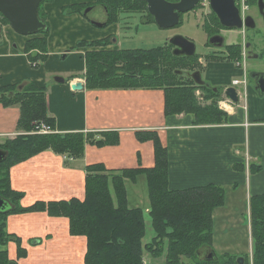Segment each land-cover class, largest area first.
Returning a JSON list of instances; mask_svg holds the SVG:
<instances>
[{
    "label": "crops",
    "instance_id": "obj_1",
    "mask_svg": "<svg viewBox=\"0 0 264 264\" xmlns=\"http://www.w3.org/2000/svg\"><path fill=\"white\" fill-rule=\"evenodd\" d=\"M95 2L52 0L44 5L50 26L48 57L38 68L30 64L24 52L32 36L17 34L10 25L0 26V89L19 86L21 90V86L23 89L31 83L46 88L47 112L55 120L56 133L92 134L102 142L86 143L81 158L47 150L13 166L10 169L11 188L23 195L21 207L28 208L38 202L84 200L89 166L102 165L107 172L119 175L126 170L152 169L155 150L147 134L154 133L167 150L171 191L208 185L225 190L224 206L213 213L212 250L206 251H213L217 258H243L245 264L249 261L250 227L247 223L241 225L237 216L250 211L252 197L264 195V123L249 125L251 110L236 113L235 122L229 118L226 124L197 126L193 114L166 115L164 90L142 87L87 89L81 78L86 73L85 53L89 50L81 47L68 51L81 42L109 38L116 46L117 39L112 37L119 35L120 25L93 30L85 16L69 15L63 9L85 5L94 10ZM64 53L67 54L66 62H58L57 58ZM218 67L219 63L214 64L210 79L223 83L230 80V77L226 79L227 71ZM54 78H63L64 82L57 83ZM77 83H81L83 89L73 91L71 86ZM258 115L255 111L252 117L258 120L264 117V111ZM20 116L18 105L0 103V150L8 140L23 134L18 129ZM251 165L259 169L251 172ZM125 184L128 207L142 209L149 219L146 178L127 179ZM148 224L152 229L151 223ZM6 233L19 240V244L11 241L3 248L15 264H84L87 240L71 235L66 217H53L47 212L11 215L7 218ZM154 236L153 231L152 239ZM18 245L25 250V256H19ZM145 256L144 264H149ZM201 256L206 257L205 254Z\"/></svg>",
    "mask_w": 264,
    "mask_h": 264
},
{
    "label": "trees",
    "instance_id": "obj_2",
    "mask_svg": "<svg viewBox=\"0 0 264 264\" xmlns=\"http://www.w3.org/2000/svg\"><path fill=\"white\" fill-rule=\"evenodd\" d=\"M52 0H43L38 14L46 27L25 44L24 52L34 68L40 67L48 57V37L50 26L43 6ZM173 2L170 0H166ZM178 1V0H177ZM106 11L104 26L119 23L121 18L132 14H146V23H155L147 11L144 0H96ZM95 4L93 6H95ZM88 6L74 5L63 9L66 14H82ZM2 25L9 22L0 14ZM108 39L95 42H81L78 48H97L108 46ZM74 50H70L71 52ZM168 52L163 46L149 50H107L86 53V88L113 89L135 88L161 89L165 91L166 115L193 114L195 125H222L227 121L223 112L214 105L200 106L194 97L195 89H204L207 94L218 95L204 86L187 88L169 86L170 80L178 79L180 74L171 75L161 62ZM173 59H186L176 57ZM196 56V55H195ZM193 56L192 58H194ZM189 79V78H187ZM191 80V79H189ZM46 88L27 84L0 89V103L4 106L18 105L21 110L18 129L23 132L13 140H8L2 150L7 152L0 163V197L7 202L0 209V264H14L3 249L17 238L6 233L7 218L28 212H47L53 217H66L70 233L85 237L87 252L84 264H144L145 253L153 258L166 254V264H237L236 258H217L206 261L202 251L212 250L213 213L224 206L226 192L215 185L195 187L181 191H171L168 187V156L156 134H147L153 140L155 166L152 169L123 171L121 175L112 174L102 165L87 167L84 200L71 199L60 202H38L28 208L20 205L21 193L11 188L10 169L44 151L71 158H81L86 143L101 144L92 134L55 132V120L47 112ZM225 118V119H224ZM40 123L48 125L54 133L35 134ZM258 167L250 166L254 172ZM135 174H145L150 199L149 220L154 238L143 245L146 234V216L140 208H129L124 183ZM110 185L115 190L117 205L110 194ZM251 236L255 250L252 264H264V195L250 199ZM167 242L165 247L164 243ZM19 244V243H18ZM19 256L26 252L20 245ZM209 253L206 251L205 256ZM245 264H249L247 260Z\"/></svg>",
    "mask_w": 264,
    "mask_h": 264
},
{
    "label": "rangeland",
    "instance_id": "obj_3",
    "mask_svg": "<svg viewBox=\"0 0 264 264\" xmlns=\"http://www.w3.org/2000/svg\"><path fill=\"white\" fill-rule=\"evenodd\" d=\"M170 1H173L171 3L177 2V0H170ZM250 1H251V4H245V5L242 1L241 3L242 12L249 13V15H253L256 17L257 16L256 8L255 7L250 8V6H253V4L255 3V0H250ZM95 6H96L95 9L91 11H90L91 8L87 7V9L83 11L82 15L83 17L85 16V18L88 19L87 21L90 24V26L93 28V30L94 29H97L99 31L105 30L101 28H96V26H94V23L101 24L102 23L101 21L106 22L105 20L107 19L106 16H103L104 15L103 13H106L104 8L96 4ZM43 9H44V6H43ZM88 9H89V12H87V14L85 15ZM209 14H210V10H209L207 0H201L197 8L194 9L193 13L183 16L182 25H179L171 29H162L158 27L156 23H146V20L144 19V17L146 16L145 13L123 16V18H121L122 20L118 23V25H120L119 35L112 37V38L117 39V44H115L116 46L112 45L111 43L112 40L111 38H109L108 46L103 47L104 48L103 51H107V49L112 50V51L118 50V49L149 50L155 47L163 46L167 50L168 54L166 56V59L163 62H161L162 67L165 68L166 71H168L171 75L174 73L175 70L176 72H179V73L182 72L180 73L181 77H179L178 79L174 78L173 80H170L171 84L169 86L175 85L178 87L184 86L187 88H191V87L193 88L194 86V89H195L197 84L193 80L192 74L199 72L201 74V79L205 82V84L201 86L205 87L207 84L210 87V84L206 82V80H208L212 83L211 86H215V87L217 86L218 90L220 91L219 93H217L218 95L214 99L213 94H207L204 91V89H195L193 94H194V97L198 101L197 103L200 106H208L211 104V105H214L215 108L217 107L221 112L225 114L227 118V121L224 122V124L229 122V118L232 119V122H235L233 117L235 116L236 113L242 114L243 112L247 113L248 111L250 112L251 110H252L251 117L248 119L250 121L249 125L253 122H263L264 123V117L262 118L258 117V120L252 117L255 111L258 112V114L260 115L264 111V96H260L257 93V91L255 90V84L250 78V74L255 73V72L257 73L260 72L259 74L264 75V53H263L264 52V24L262 23L261 20H258L257 21L258 29L256 31H253V32L249 31L245 34L244 33L241 34L243 38L246 37L247 42H251L254 44L253 54L257 55V54L263 53L261 61L255 58L251 59L249 58L248 54L246 56L244 53L242 56L243 58L241 60L237 59L233 61V63L231 62L229 63L224 59H221V58L218 59V58H214V56L207 55L209 52H211L210 54L222 53V51L218 52L214 50L205 49L207 46L206 41L208 39V35H210L209 33H213L211 32L212 29H210V27L208 28L210 23L206 19L207 17H209ZM116 24L117 23L111 24V25H116ZM204 24L208 25V26H205L208 34L204 33L202 29V26H204ZM1 25H2V22L0 18V26ZM224 35L226 39V44H229L235 41L234 33H224ZM40 36L41 35L37 37L36 35H34L31 38H36V37L39 38ZM177 36L183 37L195 44L197 55L194 58H186L182 60L181 59L177 60V59L172 58L171 54H173L174 47L170 44V40ZM243 38H242V41H243ZM74 47H73L74 49L73 48L71 49L73 50L79 49L78 47H76V44L74 45ZM97 48L95 47L94 48L92 47V49L87 48L89 50L87 52L99 51V50H96ZM86 53H85V58H86ZM61 56L62 55H60L57 58L58 62L65 63L67 59L62 60ZM217 63H219L220 65V67L218 68H222L223 71L224 70L227 71L226 73H228V75L227 77L226 76L225 77L226 79L230 77V80L228 79L227 81L223 83V82H216L214 79L213 80L210 79L212 78L211 76L214 74L213 72L214 64L217 65ZM67 64H69V61H67ZM230 69H235V70L228 71ZM85 76H86V73H85ZM85 76L81 79L83 80L86 86ZM235 81L241 82L240 86H238L239 98H240V102L238 104H233L232 102H230L229 98L223 95V91L225 89L224 87L232 86ZM207 90L211 91V89H207ZM249 116L250 114L248 115V117ZM246 156L248 158V154H246ZM135 175L136 176H132L129 179H133L134 181L136 180L138 176H144L146 178L145 174H135ZM146 186H147V191H148L147 181H146ZM124 187L126 190L127 188H126L125 183H124ZM110 194H111L114 204L117 205V197L115 195V190L112 185H110ZM237 217H239L241 225H245V223H247L248 227H250L248 230L249 231L248 237L250 238V242L247 248L249 251V253H247V257L249 258V261L252 264L253 254L255 250V243H254L255 241L253 237L251 236L252 216H251L250 211H247L246 213H243ZM148 223H151V221L146 218L147 229H146L145 237L143 239V244L149 243V241H151L152 236H153V231L150 228ZM164 245L166 247L167 243L165 242ZM205 251L206 249L202 251V254H205ZM165 256H166L165 253L161 257H158V258H153L151 255H149L148 257L145 256V260L147 261L150 260L149 264H166Z\"/></svg>",
    "mask_w": 264,
    "mask_h": 264
},
{
    "label": "water",
    "instance_id": "obj_4",
    "mask_svg": "<svg viewBox=\"0 0 264 264\" xmlns=\"http://www.w3.org/2000/svg\"><path fill=\"white\" fill-rule=\"evenodd\" d=\"M42 1L43 0H0V14L9 22L10 27L15 33L25 37L34 36L46 27L38 14L39 6ZM144 1L147 5L148 13L153 17L156 25L162 29H171L178 25L179 15L193 10L200 0H180L176 3H171L166 0ZM210 8L216 14L221 25L226 28H241L243 25L251 29L254 28V25L251 22L253 19L251 17H248L243 24L234 0H210ZM87 12H89V9L86 11L85 15ZM94 26L101 28L103 24L94 23ZM214 41L220 40L218 37H215L210 40V43H213ZM170 44L174 47L173 55L176 57H193L196 54L195 44L183 37H174L170 40ZM61 57L62 60H64L66 59L67 54L64 53ZM192 78L197 85L205 84L201 79V74L199 72L192 74ZM55 81L57 83H63L64 79L55 78ZM71 87L73 91L83 89L81 83L73 84ZM20 89H22V86ZM255 90L260 96H264L263 74L257 76ZM225 94L233 104H238L240 102L239 95L234 87L227 88ZM6 156L7 152L0 150V163L6 158ZM6 206L7 202L0 197V209H4ZM216 259L217 256L213 251L205 257L206 261ZM237 264H244L243 258H239Z\"/></svg>",
    "mask_w": 264,
    "mask_h": 264
},
{
    "label": "flooded vegetation",
    "instance_id": "obj_5",
    "mask_svg": "<svg viewBox=\"0 0 264 264\" xmlns=\"http://www.w3.org/2000/svg\"><path fill=\"white\" fill-rule=\"evenodd\" d=\"M179 1L180 0H178L177 2H179ZM200 1H199V3H200ZM242 1H243L244 5L245 4H251V1L250 0H234V3H235L236 8L239 10V15L241 17L243 24L248 17H251L253 19V21H251L252 24L254 25L253 29L248 28L245 25H243V27H241V28H237V27L236 28H226V27L222 26L219 19L216 16V14L210 8V0H207L209 10H210V14H209V17H207L206 19L208 20L210 25L208 26L207 24H204V26H202V29H203L204 33L208 34V32L206 31V28H205V26H208V28L210 27V29H212L211 32H213V33H209L210 35H208V39L206 41L207 46L205 49L214 50V51H218V52L222 51V53H212V54H210L211 52H209L207 55L214 56V58H218V59L221 58V59L226 60L229 63L230 62L233 63V61H235L237 59L241 60L243 58L242 57L243 54L245 53L246 56L248 54L249 58H251V59L255 58V59L261 61L262 54L264 52L262 54H257V55L253 54L254 53V51H253L254 44L251 42H247L246 37L243 38L241 34H243V33L245 34L249 31H251V32L256 31L258 29V25H257L258 20H261L262 23L264 24V18H263V16H264L263 15L264 14V0H255V3L253 4V6H250V8H253V7L256 8V12H257L256 17L253 15H249V13H243L242 12V9H241ZM197 6L195 8H197ZM194 9L191 10L190 12H187V13H181L179 15V23L177 26L182 25L183 16L193 13ZM248 10H249V8H248ZM224 33H234L235 34V41H233L229 44H226V39H225ZM215 37H218V39L220 41H214L213 43H210V40L212 38H215ZM242 38H243V41H242ZM195 55H197V54H195ZM181 57L192 58V57H187V56H181ZM259 73L260 72H258V73L255 72V73L250 74V78L254 82V84H255V81H256ZM206 82L208 84H210V87H209V85L206 84L205 88L211 89V91H213L215 94L220 92L218 90L217 86L216 87L211 86L212 83L208 80H206ZM229 87H226L224 89V91H223L224 96H226L225 91ZM234 88L239 95L238 86H235Z\"/></svg>",
    "mask_w": 264,
    "mask_h": 264
},
{
    "label": "built area",
    "instance_id": "obj_6",
    "mask_svg": "<svg viewBox=\"0 0 264 264\" xmlns=\"http://www.w3.org/2000/svg\"><path fill=\"white\" fill-rule=\"evenodd\" d=\"M240 84H241V82H236L235 81L234 84L231 87L240 86ZM230 102H232V101L230 100ZM52 133H54V131H52V129L48 125H46L45 123H40L37 126L36 132H35V134H42V135L52 134Z\"/></svg>",
    "mask_w": 264,
    "mask_h": 264
}]
</instances>
